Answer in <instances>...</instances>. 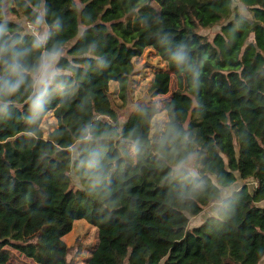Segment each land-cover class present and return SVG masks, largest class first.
I'll return each instance as SVG.
<instances>
[{"label": "trees", "instance_id": "1", "mask_svg": "<svg viewBox=\"0 0 264 264\" xmlns=\"http://www.w3.org/2000/svg\"><path fill=\"white\" fill-rule=\"evenodd\" d=\"M37 16L42 48L14 19L34 25ZM0 24L12 45L0 55V88L13 52L26 69L14 94H0V264H12L13 250L35 264H71L64 237L77 220L98 231L87 264L262 263L264 0H0ZM217 27L212 39L202 33ZM52 47L58 73L37 109L32 69ZM148 48L168 67L148 92H172L163 129L153 103L122 118L133 61ZM48 117L56 127L45 133ZM215 202L217 216L189 229Z\"/></svg>", "mask_w": 264, "mask_h": 264}, {"label": "rangeland", "instance_id": "2", "mask_svg": "<svg viewBox=\"0 0 264 264\" xmlns=\"http://www.w3.org/2000/svg\"><path fill=\"white\" fill-rule=\"evenodd\" d=\"M77 1L79 2V0ZM10 7V2H8L6 10L9 11ZM236 8L250 17L248 9L244 7L239 1L236 2ZM14 19L21 23L29 33H34L37 36L38 34H45L47 31L46 26H43L42 29H36L33 31L29 28L28 22H26L23 18L14 17ZM218 31L219 27L203 30L202 33L207 35L208 38L212 39ZM133 62L137 70V74L133 77L131 82L129 105L128 109L122 113L123 121L127 119L133 111L137 110L141 106L153 103L156 104L160 109L159 114L154 120V126L159 123L163 129L168 122L164 106L172 97V92L170 91L169 94L156 98H151L148 92L155 74L161 71H168L167 64L151 48L146 49L144 54L141 57L135 58ZM56 73H58V70ZM110 92L115 105H121L122 102L119 98V86L117 83H110ZM55 125L56 124L53 123L52 118L48 117L44 123L45 133L53 130L56 127ZM189 169L195 173V171L190 166ZM71 175L74 187L76 189L80 188L82 185L79 178L75 175V173H72ZM243 185L244 182L241 179L238 180V182H236L231 188H228L224 191L222 198H226L228 195H231ZM249 186L251 188L254 187L253 184H249ZM219 204V202H215L210 207L206 208L200 215L190 218L189 229L192 230L196 227H199L205 224L211 217L217 216ZM98 240V231L94 226L90 225L85 220L75 221L72 231L64 237V241L66 242L67 246L72 248V255L70 257L71 264H87V260L90 258L91 251L97 246ZM13 253L12 264H35L30 259L24 257V255H21L19 252L13 250ZM261 264H264V260Z\"/></svg>", "mask_w": 264, "mask_h": 264}, {"label": "clouds", "instance_id": "3", "mask_svg": "<svg viewBox=\"0 0 264 264\" xmlns=\"http://www.w3.org/2000/svg\"><path fill=\"white\" fill-rule=\"evenodd\" d=\"M42 23V18L40 16L36 17L34 22L35 26H38ZM7 32L5 25L0 24V55L4 54L12 46L4 42V35ZM47 40V34H38V39L33 41V48H42L44 43ZM14 43V42H13ZM183 45L180 46V49L176 50L172 54L173 62L176 65H183L187 59V53L182 51ZM60 50L56 47L45 49L41 55L37 57V63L33 67L32 71L36 77V84L38 85L37 91L34 94L32 99V104L34 108H41L45 97L48 95L49 85L56 78L55 68L56 62L60 57ZM23 53L13 52L9 62L8 68L6 71L11 74L12 78L4 82L2 88H0V94L12 95L14 94L20 86L24 83L25 77L23 73L26 71L22 63ZM195 87V85H194ZM226 206V199L221 201V207Z\"/></svg>", "mask_w": 264, "mask_h": 264}, {"label": "built area", "instance_id": "4", "mask_svg": "<svg viewBox=\"0 0 264 264\" xmlns=\"http://www.w3.org/2000/svg\"><path fill=\"white\" fill-rule=\"evenodd\" d=\"M28 26H29V28L32 29L33 31L36 30V27H35V29H34V25L28 23Z\"/></svg>", "mask_w": 264, "mask_h": 264}, {"label": "crops", "instance_id": "5", "mask_svg": "<svg viewBox=\"0 0 264 264\" xmlns=\"http://www.w3.org/2000/svg\"><path fill=\"white\" fill-rule=\"evenodd\" d=\"M114 83H117V82H114ZM118 84V83H117ZM119 86V85H118ZM264 205V204H263Z\"/></svg>", "mask_w": 264, "mask_h": 264}]
</instances>
